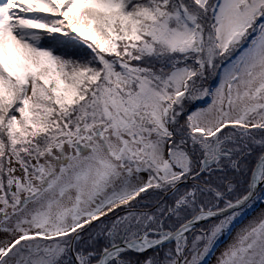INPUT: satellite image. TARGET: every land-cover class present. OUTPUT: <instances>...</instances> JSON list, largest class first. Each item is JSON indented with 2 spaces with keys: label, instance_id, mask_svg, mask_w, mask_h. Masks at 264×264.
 Listing matches in <instances>:
<instances>
[{
  "label": "snow or ice",
  "instance_id": "obj_1",
  "mask_svg": "<svg viewBox=\"0 0 264 264\" xmlns=\"http://www.w3.org/2000/svg\"><path fill=\"white\" fill-rule=\"evenodd\" d=\"M258 205L264 0H0V264H264Z\"/></svg>",
  "mask_w": 264,
  "mask_h": 264
},
{
  "label": "rangeland",
  "instance_id": "obj_2",
  "mask_svg": "<svg viewBox=\"0 0 264 264\" xmlns=\"http://www.w3.org/2000/svg\"><path fill=\"white\" fill-rule=\"evenodd\" d=\"M264 207V205H258L256 209L253 210V212H249V217L252 215H255L257 211H259V208ZM214 259V258H213ZM212 264V262H210Z\"/></svg>",
  "mask_w": 264,
  "mask_h": 264
},
{
  "label": "trees",
  "instance_id": "obj_3",
  "mask_svg": "<svg viewBox=\"0 0 264 264\" xmlns=\"http://www.w3.org/2000/svg\"><path fill=\"white\" fill-rule=\"evenodd\" d=\"M251 212H253V211H251Z\"/></svg>",
  "mask_w": 264,
  "mask_h": 264
}]
</instances>
